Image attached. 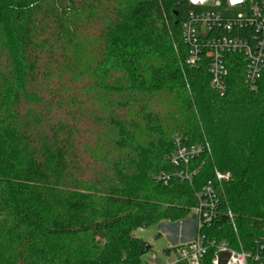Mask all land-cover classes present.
<instances>
[{
	"label": "trees",
	"instance_id": "1",
	"mask_svg": "<svg viewBox=\"0 0 264 264\" xmlns=\"http://www.w3.org/2000/svg\"><path fill=\"white\" fill-rule=\"evenodd\" d=\"M199 10L187 0H0V264H141L151 247L135 231L188 218L216 171L230 179L217 184L207 240L250 251L264 236V70L251 86L243 57L227 55L220 95L206 59L187 64L182 25ZM83 14L85 23L77 20ZM82 29H93L104 47L103 73L119 69L126 79L105 90L167 92L179 109L172 125L144 109L152 134L146 142L128 129L132 121L113 117L117 153L89 152V161L73 125L37 139L32 109L46 63L61 66ZM252 32L236 25L209 37ZM175 137L210 146V154L191 161L189 170L198 171L191 183L172 177L179 171L170 163ZM162 174L171 177L166 185L154 178ZM215 252L209 248L204 264ZM226 259L221 255L220 264Z\"/></svg>",
	"mask_w": 264,
	"mask_h": 264
},
{
	"label": "rangeland",
	"instance_id": "2",
	"mask_svg": "<svg viewBox=\"0 0 264 264\" xmlns=\"http://www.w3.org/2000/svg\"><path fill=\"white\" fill-rule=\"evenodd\" d=\"M221 2L223 13L228 17L245 12L229 9L225 0ZM85 17L86 14H83L77 20L85 23ZM93 32V29H82L76 33L74 44L69 47L68 55L62 63L65 66L46 63L48 75L36 86V106L32 107L36 111V119L40 120V124L36 125L37 139L50 138L58 126L73 125L78 130L75 140L84 153V160H88L87 156L92 152L117 153L115 143L119 137L110 124L113 117L127 123L132 121L135 126L128 125V129L133 131L139 142H146L152 137L147 130V112L144 109L148 113L160 115L166 124L172 125L174 119L179 118V109L167 92L146 96L105 90V85H125L126 79L119 69L103 73L108 65L105 61L106 53L99 37ZM3 54L0 37V61L4 64ZM183 223L186 225L185 235L192 240L195 235V218L192 215L182 222L171 223L170 230L177 233L179 225ZM164 226L160 222L135 231V237L152 247L142 257V264H153L152 257L156 253L160 261L165 260L164 250L171 241L164 232Z\"/></svg>",
	"mask_w": 264,
	"mask_h": 264
},
{
	"label": "built area",
	"instance_id": "3",
	"mask_svg": "<svg viewBox=\"0 0 264 264\" xmlns=\"http://www.w3.org/2000/svg\"><path fill=\"white\" fill-rule=\"evenodd\" d=\"M189 5L199 8L191 12L182 25L183 42L190 49L187 64L198 67L202 59H206L207 72L211 86L224 95L229 75L226 56L239 55L246 63L245 81L251 86L258 80L264 70V0H225L229 9L244 10L238 16L228 17L223 13L221 0H187ZM248 27L253 32L249 37L221 36L209 37L214 30H232L234 26ZM175 151L170 157L172 166L179 169L172 177L192 182L198 171L191 172V161L210 154L208 143L202 145H184L181 137L174 138ZM157 181L167 184L171 178L166 174L154 177ZM230 179V174L215 172V181L209 182L201 192L196 194L198 204L192 209L195 218V235L193 239L180 246L168 249L169 253L161 264H204L209 248L215 247L212 264H220V256L227 257L225 264H264V236L255 241L252 250L232 249L228 243L208 241L205 229L210 227L217 217L218 195L217 184L220 186ZM216 185H215V184ZM233 221L232 214L229 213ZM156 257L153 256L152 263ZM142 264V263H141ZM149 264V263H146Z\"/></svg>",
	"mask_w": 264,
	"mask_h": 264
},
{
	"label": "crops",
	"instance_id": "4",
	"mask_svg": "<svg viewBox=\"0 0 264 264\" xmlns=\"http://www.w3.org/2000/svg\"><path fill=\"white\" fill-rule=\"evenodd\" d=\"M163 223L165 225L163 227L164 228V232H165L166 236L169 238V240L171 241V243L168 245V247L165 250H168V249L173 248V247L180 246V245H182L184 243H187V242L191 241V238L188 239V237L185 235L186 225L184 223H183V225H179L180 228L177 230L178 231L177 233H174L173 231L170 230V227H169V225H171L170 222H163ZM151 249H152V247H151ZM166 255H167V253L164 252L165 258H166ZM153 256L156 257L154 263L161 264V263L164 262V260L163 261L159 260V257L157 255V253L154 254Z\"/></svg>",
	"mask_w": 264,
	"mask_h": 264
}]
</instances>
